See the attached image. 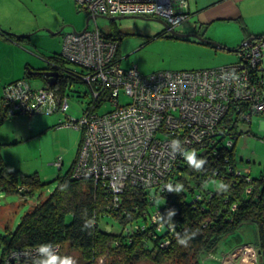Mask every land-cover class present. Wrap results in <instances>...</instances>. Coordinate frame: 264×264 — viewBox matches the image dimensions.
Instances as JSON below:
<instances>
[{
	"label": "built area",
	"instance_id": "2783aa9c",
	"mask_svg": "<svg viewBox=\"0 0 264 264\" xmlns=\"http://www.w3.org/2000/svg\"><path fill=\"white\" fill-rule=\"evenodd\" d=\"M75 1L92 16L161 18L174 29L190 17L189 0ZM63 44V57L81 68L61 69L69 76L67 85L85 82L91 96L83 116L67 124L82 131L72 175L93 178L116 204L130 186L155 189V198L162 190L171 192L189 151H206L226 128L231 110L245 121L254 113L264 116V36L242 46L237 62L151 74L137 65L123 68L119 40L98 25L66 33ZM65 91L18 79L5 86L3 102L9 113L65 112ZM107 103L112 108L99 111ZM62 163L57 162L59 168ZM59 252V245L28 246L13 250L2 264H54ZM249 252L250 263L243 264H257L258 249L251 245Z\"/></svg>",
	"mask_w": 264,
	"mask_h": 264
},
{
	"label": "trees",
	"instance_id": "16d2710c",
	"mask_svg": "<svg viewBox=\"0 0 264 264\" xmlns=\"http://www.w3.org/2000/svg\"><path fill=\"white\" fill-rule=\"evenodd\" d=\"M0 35L20 43L26 38L1 26ZM108 35L121 40L118 31ZM48 61L59 72L53 84L48 79L46 84L65 91L69 76L61 69L70 70L65 66L70 62L62 54ZM40 69L30 66L27 74L42 76ZM261 78L264 82V68ZM233 111L225 118L226 128L206 151L185 159L173 176V190H162L157 198L155 189L130 186L116 204L112 193L93 178L73 176L72 165L55 177V186L46 197L38 196L15 229L1 236L0 264L13 250L35 245H59L56 260L68 258L66 249L77 250L84 264H98L103 256L109 262L102 264H135L144 259L155 264H181L188 259L194 264H221V238L250 223L256 225L257 238L248 243L259 251L257 264H264V173L252 176L250 168L238 167L234 146L243 132L236 131L240 119ZM13 114L21 113H9L2 101L0 125ZM64 124L61 121L57 126ZM0 161V188L7 194H20L27 201L49 183L37 172L23 174ZM211 180H219L220 185L209 188ZM158 200H162L160 206ZM111 220L121 229L115 230Z\"/></svg>",
	"mask_w": 264,
	"mask_h": 264
},
{
	"label": "rangeland",
	"instance_id": "374dc122",
	"mask_svg": "<svg viewBox=\"0 0 264 264\" xmlns=\"http://www.w3.org/2000/svg\"><path fill=\"white\" fill-rule=\"evenodd\" d=\"M259 4L262 7L258 6ZM245 9L263 11L247 12L246 23L249 28L264 31V0H246ZM89 16L92 15L79 7L75 0H0V19L5 25L2 28L26 36L22 41L26 45L23 50L27 57L23 63L28 61L30 64L26 66L19 64L18 71H21L22 75L16 79H27L33 87L46 85L47 82L42 76H28V70L25 72V68L45 67L50 57L62 54L64 35L74 32V29L78 32L83 31ZM149 18L152 19L126 17L112 21L98 16L90 19L89 29H94L98 25L107 32L118 31L121 36L122 67L137 65L144 74L159 70L214 68L230 64L236 59L234 48H238L245 39L241 25L229 19H218L207 27V36L217 45L214 47L193 41L194 39H173L169 37L172 34L166 30L159 18ZM192 23L191 20H187L176 26L175 30L191 32ZM222 39H231L232 44L225 48V55L220 53L224 51L219 47L224 46ZM11 45L18 47L9 41L0 43V108L3 87L8 82L6 75L14 72L19 57ZM65 66L71 70L76 67L81 71L79 66L72 63H65ZM65 95L68 99V108L65 112L13 114L6 117L0 125V160L23 174L37 172L43 182H49L27 201H24L20 194H7L0 188V241L2 235L15 229L38 196L46 197L50 193L55 186L53 181L55 177L66 173L77 157L82 131L67 124L69 119H80L83 116L91 96L87 84L81 81H73L68 85ZM122 100L126 102L127 97L123 96ZM111 108L112 106L107 103L103 104L99 111L105 112ZM61 121L65 124L57 126ZM236 131L243 132L235 139L234 149L239 160L238 167L250 168L252 176L264 173L263 114L254 113L250 121L240 119ZM191 153L189 151V155ZM61 159L63 163L59 168L57 162ZM219 185V180H211L208 187L216 189ZM161 204L162 200L156 203L158 206ZM111 224L115 230L121 229L115 221L111 220ZM255 228V224H244L237 231L227 233L221 238L218 249L225 250L221 252V264L250 263L249 246L252 244L248 241L257 238L256 231L253 234ZM64 252L70 253L68 258H59L54 264H84L79 251L66 249ZM1 254L2 246L0 257ZM101 258L98 264L109 262L107 257ZM135 264L155 263L144 259ZM181 264L194 262L188 259Z\"/></svg>",
	"mask_w": 264,
	"mask_h": 264
},
{
	"label": "crops",
	"instance_id": "0c3cea01",
	"mask_svg": "<svg viewBox=\"0 0 264 264\" xmlns=\"http://www.w3.org/2000/svg\"><path fill=\"white\" fill-rule=\"evenodd\" d=\"M245 6H246V0H189L190 17L188 21L191 20L193 22L192 27H191L192 28L191 32H198L204 38L208 39L209 37L207 36V33H206V29L208 26H211V24L218 19L220 20L229 19L232 21H236L239 25H241L244 31V38H245L243 42L247 40L248 38L252 39L258 36H264V31L249 28L246 23V18L248 17L247 12H263V11L262 10L250 11V10L245 9ZM258 6L262 7L261 4H259ZM0 26L1 27L5 26L4 23L1 21V19H0ZM108 32H112V31L110 30ZM210 39L211 38H209V40ZM6 41L13 42L15 45L18 46L16 47V46L11 45L13 50H15L19 54V57L16 62V65L14 66V72L11 71L9 72V74L6 75L7 76L6 80H8V82L3 87V94H4L5 86L10 82L18 80L16 79L17 76L22 75V72L18 71V67H19V64H21L22 66V64H24L23 62L27 58L25 50H23L26 45H24L23 42L20 43V42L7 38L6 36L0 35V43H5ZM193 41L201 43L200 40L195 39ZM230 41L231 39H222L221 42L222 44H224V46H219V47H220V50L222 51L224 50V51L220 52L221 54L225 55V52H226L225 48L227 46H232V44H230ZM203 44H210V45H213L214 47H217V45L213 43H209V42H205ZM235 52L236 54L234 55L236 56V59L232 61L231 63L237 62L239 60L238 59L239 54L237 51ZM27 64H30V63L26 61L24 65L26 66ZM26 70L28 69L25 68V72ZM28 76L30 75L28 74ZM43 78L45 80L47 79L45 77ZM19 79H22V78H19ZM46 85H43V86H46ZM2 98H3V95H2ZM248 169L249 168L246 167V170ZM255 230L256 229H254L253 234L255 233ZM222 251L224 252L225 250H222Z\"/></svg>",
	"mask_w": 264,
	"mask_h": 264
},
{
	"label": "water",
	"instance_id": "95a60500",
	"mask_svg": "<svg viewBox=\"0 0 264 264\" xmlns=\"http://www.w3.org/2000/svg\"><path fill=\"white\" fill-rule=\"evenodd\" d=\"M98 16H103L105 18H108L112 21L116 20V19H119V18H126V17H136V18H143V19H152V18H149V17H145V16H140V15H120V16H107V15H95V16H89L88 17V20H87V24L85 26V29H87L89 27V21L91 18H96ZM154 19V18H153ZM161 23L164 24L165 28L167 31H169L172 36L176 37V38H196V40H200V41H203V42H209V43H213L216 45V43H214L213 41L207 39V38H204L200 33L198 32H188V33H183V32H180V31H176L174 28H171L163 19H158ZM74 32H78L76 29H74ZM251 38H248L247 40H245L238 48H234L235 51H239L240 50V47L241 46H245L247 45L249 42H250ZM51 65V62H48L47 66L44 67V68H41L39 73L45 77V78H48L49 77V82L51 84H53L55 82V79H56V76H57V72H52V71H49L47 70L46 68L48 66ZM51 77V78H50ZM110 228V227H108Z\"/></svg>",
	"mask_w": 264,
	"mask_h": 264
},
{
	"label": "flooded vegetation",
	"instance_id": "af4514ba",
	"mask_svg": "<svg viewBox=\"0 0 264 264\" xmlns=\"http://www.w3.org/2000/svg\"><path fill=\"white\" fill-rule=\"evenodd\" d=\"M169 37H171V38H176V37H174V36H169ZM176 39H183V40H185L186 38H176ZM189 40H195V38H188ZM47 70H49V71H52V72H57V75H58V72L59 71H57V69L55 68V65L54 64H51L50 66H48L47 68H46ZM51 78V77H50ZM47 79H49V77L47 78Z\"/></svg>",
	"mask_w": 264,
	"mask_h": 264
}]
</instances>
